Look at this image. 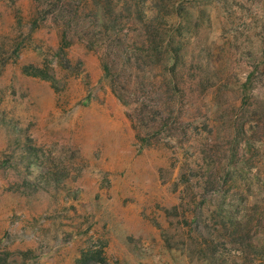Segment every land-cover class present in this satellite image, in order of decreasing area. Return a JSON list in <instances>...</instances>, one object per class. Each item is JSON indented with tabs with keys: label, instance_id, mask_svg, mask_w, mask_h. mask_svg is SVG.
Instances as JSON below:
<instances>
[{
	"label": "rangeland",
	"instance_id": "1",
	"mask_svg": "<svg viewBox=\"0 0 264 264\" xmlns=\"http://www.w3.org/2000/svg\"><path fill=\"white\" fill-rule=\"evenodd\" d=\"M0 264H264V0H0Z\"/></svg>",
	"mask_w": 264,
	"mask_h": 264
},
{
	"label": "trees",
	"instance_id": "2",
	"mask_svg": "<svg viewBox=\"0 0 264 264\" xmlns=\"http://www.w3.org/2000/svg\"><path fill=\"white\" fill-rule=\"evenodd\" d=\"M104 69L106 70V73L109 72V66L107 64L104 65ZM119 99H121V97L118 95Z\"/></svg>",
	"mask_w": 264,
	"mask_h": 264
}]
</instances>
